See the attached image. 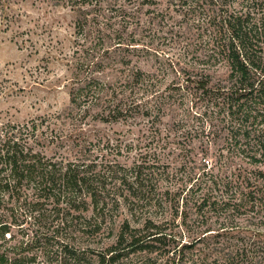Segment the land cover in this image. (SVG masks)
<instances>
[{
	"label": "trees",
	"instance_id": "16d2710c",
	"mask_svg": "<svg viewBox=\"0 0 264 264\" xmlns=\"http://www.w3.org/2000/svg\"><path fill=\"white\" fill-rule=\"evenodd\" d=\"M71 1L91 7L77 35L91 24L92 71L70 81L66 113L0 121V264H264V0H166L169 11L185 18L181 32L196 72L178 71L204 107L200 126L208 124L209 143L222 138L226 146L215 152L206 146L204 162L191 166L194 184L176 193L163 185L172 147L142 150L144 134L128 141L93 129L91 121L154 113L147 102L124 97L126 88L150 84L151 76L136 66L123 75L129 57L111 48L96 52L106 32L100 22L110 21L97 12L105 0ZM161 137L151 132V141ZM50 145L64 152L47 155L42 147ZM227 154L248 166L232 173L235 183L227 182ZM172 199L173 214L159 216Z\"/></svg>",
	"mask_w": 264,
	"mask_h": 264
},
{
	"label": "rangeland",
	"instance_id": "374dc122",
	"mask_svg": "<svg viewBox=\"0 0 264 264\" xmlns=\"http://www.w3.org/2000/svg\"><path fill=\"white\" fill-rule=\"evenodd\" d=\"M2 2H5V8L4 18L0 19V121L24 123L39 117L66 113L71 108L70 81L92 71L90 67L87 68L95 58L91 51L94 48L91 43L95 40L91 24H86L81 35H77L78 23L83 25L91 7H73L71 0ZM103 2V8L97 12L101 11L110 21L100 22L102 19H99L102 30L105 28L106 32L102 37L104 44L101 45L100 39L96 52L102 54L111 48L129 57V66L121 67L123 75L135 69L134 66L150 74V84L130 86L126 88L124 97L131 96L142 103L147 102L154 113L116 123L91 121L92 127L111 138L128 141L144 134L142 150L161 145L163 148L157 149L158 152L167 153L166 148L172 147V152L165 157L169 174L165 176L163 185L172 186L174 193L179 192L178 187L194 184L189 181L191 166L204 162L201 152H206V146L212 152L226 148L222 138L216 145L209 143L211 135L208 124L204 128L200 126L203 123L199 113L204 111V107L189 94L192 93L191 89L186 90V77L183 78L178 71L182 68L187 72H196L188 66L191 55L186 51L187 37L181 32L186 26L185 18L169 11L166 0H151L150 3L147 0ZM120 7L123 13L111 12ZM128 41L132 44L129 49L117 48L118 42ZM217 70L218 77L225 74L222 68ZM182 73L185 74V71L182 70ZM162 102L166 104L164 107ZM151 132L162 134L161 139L151 141ZM166 140L170 142L166 143ZM184 146L189 151L193 148L195 156L191 157L189 151L185 152L186 155L180 153L178 150ZM42 148L47 155L64 152L55 145ZM136 152H132L131 158ZM226 157L223 161L229 175L227 182L235 183L236 178L232 173H237L236 168L240 165L248 166L238 159L229 160L228 154ZM214 158L206 156L209 166L214 164ZM214 171L217 172L216 169ZM207 189L198 191L197 195L204 194ZM179 199L181 201V197ZM175 206L177 202L172 199L171 204L160 209L161 213L158 214L162 215L159 216L169 218ZM190 207L194 213V203ZM239 223L246 222L241 220Z\"/></svg>",
	"mask_w": 264,
	"mask_h": 264
}]
</instances>
